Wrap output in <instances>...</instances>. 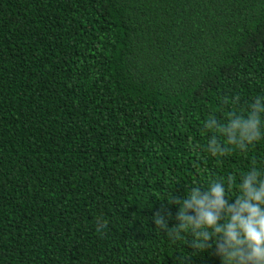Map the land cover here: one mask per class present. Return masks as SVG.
Here are the masks:
<instances>
[{
  "label": "trees",
  "instance_id": "1",
  "mask_svg": "<svg viewBox=\"0 0 264 264\" xmlns=\"http://www.w3.org/2000/svg\"><path fill=\"white\" fill-rule=\"evenodd\" d=\"M259 97L264 0H0V264H220L152 217L264 171L204 127Z\"/></svg>",
  "mask_w": 264,
  "mask_h": 264
},
{
  "label": "clouds",
  "instance_id": "2",
  "mask_svg": "<svg viewBox=\"0 0 264 264\" xmlns=\"http://www.w3.org/2000/svg\"><path fill=\"white\" fill-rule=\"evenodd\" d=\"M205 130L215 128L226 138L228 145L245 149L264 137V97L255 99L245 115L232 113L227 122L218 125L209 119ZM207 151L215 156L226 151L215 136L209 139ZM236 182L234 178L228 184ZM237 183L238 195L229 198L224 181L215 180L206 188L192 186L178 206L174 226L170 212L157 211L152 221L154 228L171 236H191L190 247L198 254L213 249L220 264H264V171L255 167L243 173ZM106 227L97 221V231Z\"/></svg>",
  "mask_w": 264,
  "mask_h": 264
}]
</instances>
